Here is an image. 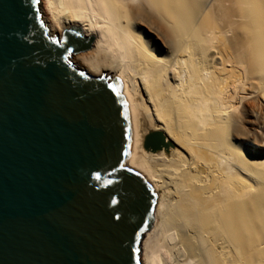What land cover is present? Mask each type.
<instances>
[{"label": "bare ground", "instance_id": "bare-ground-1", "mask_svg": "<svg viewBox=\"0 0 264 264\" xmlns=\"http://www.w3.org/2000/svg\"><path fill=\"white\" fill-rule=\"evenodd\" d=\"M41 1L52 34L95 37L74 62L127 76L160 134L139 151L159 195L141 264H264V154L236 141L264 109V0Z\"/></svg>", "mask_w": 264, "mask_h": 264}, {"label": "water", "instance_id": "water-1", "mask_svg": "<svg viewBox=\"0 0 264 264\" xmlns=\"http://www.w3.org/2000/svg\"><path fill=\"white\" fill-rule=\"evenodd\" d=\"M41 2L0 0V264H141L159 195L139 151L160 134L127 76L74 62L95 37L52 34Z\"/></svg>", "mask_w": 264, "mask_h": 264}, {"label": "rangeland", "instance_id": "rangeland-1", "mask_svg": "<svg viewBox=\"0 0 264 264\" xmlns=\"http://www.w3.org/2000/svg\"><path fill=\"white\" fill-rule=\"evenodd\" d=\"M146 32L154 37L153 31L146 30ZM154 39L156 42L160 41L155 37ZM80 54L82 53L74 54V56ZM256 108L257 106L250 107V110L247 109L244 112L240 129L236 132V141L253 152L264 154V109Z\"/></svg>", "mask_w": 264, "mask_h": 264}, {"label": "snow or ice", "instance_id": "snow-or-ice-1", "mask_svg": "<svg viewBox=\"0 0 264 264\" xmlns=\"http://www.w3.org/2000/svg\"><path fill=\"white\" fill-rule=\"evenodd\" d=\"M37 2H39V0H37ZM69 51H70V50H69ZM95 178H96V179H100L99 175H97ZM106 183H108V182H106ZM113 203H115V201H113Z\"/></svg>", "mask_w": 264, "mask_h": 264}]
</instances>
